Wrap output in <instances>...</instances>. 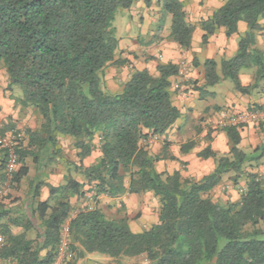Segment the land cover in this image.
Segmentation results:
<instances>
[{
	"label": "trees",
	"instance_id": "obj_1",
	"mask_svg": "<svg viewBox=\"0 0 264 264\" xmlns=\"http://www.w3.org/2000/svg\"><path fill=\"white\" fill-rule=\"evenodd\" d=\"M137 2L0 0V62L8 76L7 89L19 88L22 105L33 108L41 119L38 130L25 134L27 148L25 140L19 147L21 167L13 186L29 174L27 157L37 160L47 151L55 153L61 137L73 140L79 151L77 169L87 183L67 177L63 186L50 189L44 202L38 200L40 189L34 191L31 217L40 224L34 239L28 238L34 229L32 220L3 222L12 212L0 209V234L5 238L1 255L10 264H50L55 259L62 226L73 212L71 198H87L91 191L87 193V185L96 187L95 202L103 195L152 193L160 205L159 222L135 233L128 216L122 214L124 204L119 215L87 204L70 225L71 249L81 250L79 256L100 253L115 260L145 256L150 264H264V176L250 173L244 185L238 177L247 164L264 158L263 149L247 154L240 148L241 129L250 124L224 129L228 154L218 156L211 148L199 154L216 161L214 172L201 181L184 180L180 172L159 173L160 157L153 156L145 144L152 136L165 134L181 116L170 92V79L178 74V67L158 64V75L136 70L120 93L112 94L105 87L106 69L127 63L116 60V15ZM162 5L164 16H171V40L190 50L196 26L189 22L183 2L163 0ZM263 19L264 0H226L201 22L203 45L220 29L231 37L239 33V23L247 24L236 55L222 61L223 78L243 95L257 88L264 91V51L256 48ZM204 68L207 86L221 82L215 60H206ZM243 70L254 72L253 85H242ZM5 132L0 130L2 135ZM96 140L101 157L85 168L82 163L97 149ZM193 147L191 142L183 151ZM0 152L4 169L5 152ZM229 173L237 175L234 186L240 199L215 201L211 193ZM11 226L24 232L16 235Z\"/></svg>",
	"mask_w": 264,
	"mask_h": 264
},
{
	"label": "crops",
	"instance_id": "obj_2",
	"mask_svg": "<svg viewBox=\"0 0 264 264\" xmlns=\"http://www.w3.org/2000/svg\"><path fill=\"white\" fill-rule=\"evenodd\" d=\"M180 1L185 6L189 22L196 26L191 49L183 50L171 40L168 24L171 17L164 16L163 0H138L130 10H121L116 15V20L120 15L121 23L115 26L119 39L116 59L121 58L127 63L120 67L116 66L115 69L113 67L107 69L105 87L112 94L120 93L134 71L148 70L151 74L158 75V64L176 65L178 74L170 79V92L173 104L180 110L181 116L165 134L150 138L152 143L149 144V150L153 156L160 157V161L156 163L159 173L172 175L180 172L184 180L201 181L214 172L216 161L213 158H200L199 154L207 148H211L218 156L228 154L230 150L226 132L218 128L216 124L222 112L230 110L241 113L252 107L264 108V91L257 88L249 95H243L235 88L232 81L223 78L220 71L222 61L229 60L236 55L239 40L248 31L246 23H239L238 34L227 37L225 29H220L210 37L208 44H202L204 31L201 28V22L211 18L226 0ZM256 48L264 51V19L260 21V30L256 34ZM209 59L217 62V72L222 77L221 82L215 86L206 85L204 64ZM183 63L187 69L186 76L179 74ZM253 75L252 70L241 71L242 85L246 87L253 85ZM7 88L8 76L3 68L0 71V126L4 129L0 130H20L25 134L31 130H38L41 119L33 108L22 105L21 90L19 88L8 90ZM241 136L240 148L245 153H251L257 148L264 150V126L251 123L241 129ZM191 142L194 143V147L184 152L183 147ZM95 144L97 149L82 163L85 168L94 165L101 157L99 141L96 140ZM23 146L27 148V139ZM50 152L47 151L46 155H41L37 160L33 156L27 157L25 164L29 168V174L8 195L9 197L16 194L17 197H21L22 203L19 201L16 204L9 203L0 208L2 211L12 212L10 217L3 219V222H9V219L14 220L15 218H19V221H22L21 218L33 221L35 230L29 231V239L36 237V230L40 226L31 217L34 205L32 196L37 188L40 189L38 200L44 202L50 198V189L63 186L67 177L71 176L79 183L87 184L82 171L79 170L80 168L77 169V166H80V160L77 157L79 151L73 147L71 138L61 137L56 152H51L53 156L48 155ZM3 164L4 154L0 152V185L4 179ZM20 167L21 164L17 171ZM260 172L264 173V158L245 166L244 173L238 175L239 184L244 185L250 173ZM235 177L237 175L233 173L225 175L223 182L211 193V197L221 203L238 202L240 196L234 186ZM25 179L27 180L23 185ZM91 188L92 186L88 185L85 187L87 193ZM6 200L8 199L5 198L4 202ZM96 200V207L114 215L120 214L122 204H124L126 210H122V214L128 216L131 230L135 233H142L159 222L160 205L152 193L142 195L125 193L117 198L103 195ZM23 202H25L24 205ZM70 202L73 208L70 215L71 220H74L89 203L86 197L76 196L72 197ZM19 203L21 205H18ZM11 230L16 235L24 232L20 226H11ZM94 254L78 256L75 264H87L84 261L88 262ZM45 255L46 252H43L42 256ZM106 259L111 258L106 256Z\"/></svg>",
	"mask_w": 264,
	"mask_h": 264
},
{
	"label": "built area",
	"instance_id": "obj_3",
	"mask_svg": "<svg viewBox=\"0 0 264 264\" xmlns=\"http://www.w3.org/2000/svg\"><path fill=\"white\" fill-rule=\"evenodd\" d=\"M179 70L180 76H186V67L184 63ZM264 123V109L259 107H252L249 110L241 113H235L230 110H224L217 121V127L226 129L230 126H242L251 123ZM3 129V126H0ZM25 140V132L20 130H10L4 135L0 134V150L5 152V166L3 169V181L0 185V199L8 196L14 185V174L19 166V147ZM152 143L149 139L146 145ZM96 187L91 188L87 195L88 205L95 203ZM73 220L69 219L62 226L60 240L55 259L50 264H75L76 253L71 249L70 240V225ZM5 238L0 234V264H8L3 260L1 251L4 247Z\"/></svg>",
	"mask_w": 264,
	"mask_h": 264
},
{
	"label": "rangeland",
	"instance_id": "obj_4",
	"mask_svg": "<svg viewBox=\"0 0 264 264\" xmlns=\"http://www.w3.org/2000/svg\"><path fill=\"white\" fill-rule=\"evenodd\" d=\"M118 14V13H117ZM167 17H171L170 15H168ZM120 15H118V17H117V20H116V22L114 23V25L115 26H118L119 24H121L120 23ZM168 24H169V29H170V32H171V24H172V20L170 19V20H168ZM117 56H120L119 54H117ZM119 59H121V58H117L116 60H119ZM111 67H113V69H115L116 68V65L115 64H112V65H110L107 69H109V68H111ZM4 67H3V64L0 62V71L3 69ZM107 69H106V71H107ZM113 69H111V70H113ZM111 70H109V73H111ZM129 70H131V68H129ZM221 71V74H222V70H220ZM107 76V72L105 73V77ZM117 76V75H116ZM115 76V77H116ZM231 81V80H230ZM253 151V150H252ZM259 174H261V175H263L264 176V173H259ZM27 179H25L24 181H23V185L26 183L25 181H26ZM13 188H14V186L12 187V190H13ZM10 194V193H9ZM12 194V193H11ZM5 198H7L8 200H6L5 202H4V199ZM22 199H21V197H17V195L16 194H12V195H10L9 197L8 196H5V197H3V198H1L0 199V206H3V207H5V206H7V204H16L18 201L20 202V203H22V201H21ZM89 202V201H88ZM18 204V205H21V204ZM25 204V202H23V205ZM2 207V208H3ZM8 212H10V211H8ZM10 217V216H9ZM29 236V235H28ZM79 253V252H78ZM79 256V254H77L76 253V258ZM110 258V257H109ZM76 262L78 261V260H75ZM84 263H87V264H149V261L146 259V257L145 256H139V257H137V258H135V260H132L131 258H126V257H123V258H121V259H119V260H115V259H106V256L105 255H103V254H100V253H95L92 257H90V259H89V261L88 262H85L84 261Z\"/></svg>",
	"mask_w": 264,
	"mask_h": 264
}]
</instances>
